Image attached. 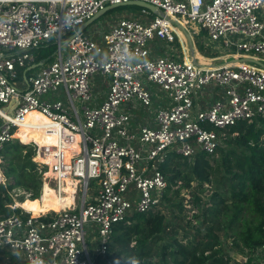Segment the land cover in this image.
I'll return each mask as SVG.
<instances>
[{
	"label": "built area",
	"instance_id": "obj_1",
	"mask_svg": "<svg viewBox=\"0 0 264 264\" xmlns=\"http://www.w3.org/2000/svg\"><path fill=\"white\" fill-rule=\"evenodd\" d=\"M132 1L163 15L123 18L100 39L79 33L108 6ZM263 10L264 0H0V154L20 139L28 115L41 113L49 120L45 132L59 138L54 189L61 194L64 179L77 182L73 202L60 212L34 216L23 208L0 219V252L24 264H96L116 224L161 206L168 187L161 166L170 155H212L219 131L264 116L260 65L154 58L149 47L174 42L185 20L208 32L228 57L264 63ZM51 43L54 60L26 73L35 52ZM159 99L153 122L131 131L132 106L149 108ZM73 145L78 151L67 162L63 151ZM87 226L99 237L96 259ZM257 258L264 264V245Z\"/></svg>",
	"mask_w": 264,
	"mask_h": 264
},
{
	"label": "trees",
	"instance_id": "obj_2",
	"mask_svg": "<svg viewBox=\"0 0 264 264\" xmlns=\"http://www.w3.org/2000/svg\"><path fill=\"white\" fill-rule=\"evenodd\" d=\"M55 51L53 43L44 47L38 62L51 61ZM21 134L25 144L15 140L0 154L7 179L1 183L0 173V219L15 213L16 189L27 191L31 203L26 204L40 207L47 166L41 168L33 161L34 147L26 144L38 142L37 158L46 154L47 146ZM219 134L214 154L199 152L192 158L172 154L161 166L168 181L161 206L170 210V217L160 206L145 214L135 213L129 223L116 224L107 255L98 257L96 264H257L264 245V116ZM183 190L189 191V210ZM186 211L194 213L190 216ZM5 254L0 252V256ZM11 255L14 264H24Z\"/></svg>",
	"mask_w": 264,
	"mask_h": 264
},
{
	"label": "rangeland",
	"instance_id": "obj_3",
	"mask_svg": "<svg viewBox=\"0 0 264 264\" xmlns=\"http://www.w3.org/2000/svg\"><path fill=\"white\" fill-rule=\"evenodd\" d=\"M143 10L144 9L142 7H138V6H121V7H116V8L110 9L104 15H102L99 19H97L95 22H93L91 25H89L84 30V34L87 35V36L93 37L95 39H100V38L103 37V35L105 33L111 31L115 27V25L119 22V20H121L123 18L136 17V18H142L144 20H149L148 17L149 18H153L155 16L154 13H151L150 12V14H148V17H146L143 14ZM190 25L191 24H189V26ZM193 28L197 29V31H196L197 33L195 34V36L196 37L197 36L199 37L198 33H199V30L200 29H198L196 25L195 26L193 25ZM179 33H180V31H179ZM201 34H202V36H200L199 38L197 37L198 43L201 42V39H202V41L204 39H205V41L209 39V36L204 31H201ZM209 43H211V42H209ZM206 45H208L207 42H206ZM198 46L200 48L206 47L209 50V48L207 46H205V43H202V44H200ZM208 46H210L211 49L214 48L215 50L221 48V47L213 46L212 44H209ZM156 47H157L158 50L161 49V47H159V46H156ZM220 50H221V53L223 55L222 56L223 58H227L228 57L227 54H231V52L226 51L223 48L220 49ZM35 53L38 54L40 52H35ZM221 53L218 52L216 54L219 55ZM37 70H39V68ZM95 79L100 80V81L103 80V78H102L101 75H96L95 76ZM19 80H20L19 81V84H18L19 87H23L24 85L21 83L23 81V72L20 73ZM153 87L156 88L155 86H153ZM104 94H105V92H104V88H103V91L101 92V96L100 97L103 98L104 97ZM63 99H64V96H63ZM136 115H138V117H139V116L142 115V112H138ZM38 117H39V119L37 120V122H39V123L44 122V121L48 122L47 120H44V116H41V115H33V116H31L29 118V120H33V119L38 118ZM21 131L23 132V134H27V135L32 136L33 138H35V136L33 134L34 133L33 131H30V130H28V131L21 130ZM19 141L22 144H25L21 139H19ZM26 145H30V146H33L34 147L35 155L33 157V161L35 163H37L38 165H40L41 168L44 165L47 166V172H44V175L42 177L43 183L45 184L46 181H48L49 183L51 182L50 185L52 187H55V182H54L53 178H47L48 177L47 176V173H48L49 170H51L50 163L47 162V161H44V160H43L44 162H40V160L37 158L38 155H39L38 154L39 153V150H40V146H39L38 142H34L33 141V142L27 143ZM23 152L26 153V151H23ZM4 171H5V160L0 155V173H1L2 177H3V180H2L1 183H6L7 182V179L5 177ZM43 187H44V185H43ZM76 187H77V185H76ZM91 187H92V190H91L92 192H90V193H95V189L94 188L97 187L96 186V183L95 182H92V186ZM13 197H14V200H15V204H17L18 202L22 203L20 201L21 198L27 199L24 203H28V204L31 203L29 201V194L24 189H16V190H14ZM182 197L186 199V201H185L186 208L189 210V208H190V205L188 204L189 199H190L189 191L183 190ZM39 203H41V199L39 200ZM56 206H58L59 208H61L63 210L65 209L64 207L56 204V205H54L51 208L44 209L43 213H41V214H44V213H47V212H51V211L52 212H54V211L55 212L56 211L59 212L57 209H55ZM160 209L162 210V212L164 214H166L168 217H170V210L168 208H166V206L165 207L164 206H161ZM186 213L191 216V215H193L194 212L186 211ZM88 227H90V226H87V228ZM97 240H99V237L97 236V233L94 232V231H92V230H90V228H88L87 243H88L89 248H90V251L92 252V254L95 257V259H96V256H95V248L97 246ZM11 257H12L11 253L5 254V256H0V264H14L13 261H12V259H11ZM17 260H18V257H17ZM14 261H16V259Z\"/></svg>",
	"mask_w": 264,
	"mask_h": 264
},
{
	"label": "crops",
	"instance_id": "obj_4",
	"mask_svg": "<svg viewBox=\"0 0 264 264\" xmlns=\"http://www.w3.org/2000/svg\"><path fill=\"white\" fill-rule=\"evenodd\" d=\"M261 16H262V19L264 20V10L261 12ZM148 19H151V18H148ZM181 22H182V26L181 25L179 26L180 33H178V37L174 42L169 43L167 41L155 40L149 44L152 57L155 58V57L167 56L171 59L178 60V61H186L188 59L189 60H196V61H199L203 64H208V65H212V66L223 65L226 62L232 61L233 59L244 58L241 56H234L237 58H232V56L227 57V58H223L222 57L223 55H222L220 49L223 48L226 51H228L223 45L213 43L210 38L206 41H205V39L203 41L201 39V42L198 43V39H197L198 36L197 37L195 36V34L197 33L196 32L197 29H195L196 27L193 28L194 24L187 23V22H185V20H181ZM189 24H191V25L189 26ZM181 27L184 28L190 34V36L192 38V41L194 44L193 55L191 54V50L189 48L187 39L181 31L182 30ZM197 28L200 29L199 33H198L199 37L202 36L201 31H204L208 35V32H206L205 30H203L199 26H197ZM206 42L208 43V45L212 44L213 46H217V47H221V48L217 49V50H215L214 48L211 49L210 46L206 45ZM209 42H211V43H209ZM202 43H205V46H207L210 51L206 47H203V51H201V49L198 45H200ZM156 46L161 47V49L158 50ZM40 51L41 50H38L36 52H40ZM218 52L221 54L217 55L216 53H218ZM35 56H36V62L34 64H32L30 67H32L33 65L42 63L43 65L38 67V68H41L44 65H46L49 62L54 60V54H53V59L51 61H48V62H45V61L38 62L39 53L38 54L35 53ZM28 69L26 71V73H28V74H31L32 72H35L37 70V69H34L31 71H28ZM152 88L157 91L156 88H154V87H152ZM160 96L162 97V99H166L163 92H160ZM162 99L155 100L154 103L152 104V106L149 108H145V107L139 105L138 103H135V105L132 106V114H133L134 120H133V126H130L131 131L137 132L139 130V128L142 127V125L151 124L153 122V119L156 115L157 110L162 106V101H161ZM207 101H208V98L204 101V103ZM138 112H142V115L139 117H138V115H136ZM75 190H76V187H75ZM20 209L23 210L22 208H20Z\"/></svg>",
	"mask_w": 264,
	"mask_h": 264
},
{
	"label": "bare ground",
	"instance_id": "obj_5",
	"mask_svg": "<svg viewBox=\"0 0 264 264\" xmlns=\"http://www.w3.org/2000/svg\"><path fill=\"white\" fill-rule=\"evenodd\" d=\"M186 61L189 62L190 60L188 59ZM33 115L44 116L43 114L38 113V112H33V113L29 114L27 117L26 123L23 124V126L18 129L16 136H18L20 139L24 140L23 136L21 134V130L33 131L35 138L47 146L46 154L43 157H39L38 159L47 161L50 163V165H53L56 162L57 154L59 153V146H58L59 138L57 135H50V134H47L45 132L43 127H45L48 124V122H46V121L41 122V123L37 122L39 117L35 118L33 120H29V118ZM44 120L49 121L45 116H44ZM77 151H78L77 145H73L71 147H66L63 151L65 161L69 162L71 160V158L73 157V155L77 153ZM47 176H48L47 178H53L55 185H56V175L52 172V170L48 171ZM50 183L48 181H46V183L44 184L43 194L41 197V203L39 205L40 207L31 206V205H28L24 202H22V203L18 202L17 205L19 208H17V210H21L20 208H22V209L24 208L25 210L31 212L34 216H40V215H42L41 213H43L44 209L51 208L56 204H58L64 208H67V206L73 202V196L72 195H73V193H76L75 187L77 185V182L70 179V178L64 179L61 182V184H62L61 194L57 193L56 190L54 189V187H52L50 185ZM17 210H15V211L13 210V211L16 213ZM6 253H9V252H6ZM11 254H13V253H11Z\"/></svg>",
	"mask_w": 264,
	"mask_h": 264
},
{
	"label": "water",
	"instance_id": "obj_6",
	"mask_svg": "<svg viewBox=\"0 0 264 264\" xmlns=\"http://www.w3.org/2000/svg\"><path fill=\"white\" fill-rule=\"evenodd\" d=\"M121 6H138V7H142L144 10H148L151 13H154L155 15H163V13L154 5L146 3V2H142V1H132L129 3H125V4H116V5H110L108 6L105 10L101 11L99 14H97L94 18H92L91 20H89L86 24H84L80 29H79V33L83 32L89 25H91L93 22H95L97 19H99L102 15H104L108 10L116 8V7H121ZM181 31L184 34V36L187 39L189 48L191 50V54L193 55V51H194V44L192 41V38L190 36V34L181 27ZM233 62H244V63H255L257 65H260L261 67L264 68V63L259 61L256 58H241V59H233L232 61H230V63ZM42 63L33 65L32 67H30L28 69V71L37 69L38 67L42 66ZM238 260L242 261L243 263H245L247 261V259L245 257H242L240 255H234Z\"/></svg>",
	"mask_w": 264,
	"mask_h": 264
}]
</instances>
